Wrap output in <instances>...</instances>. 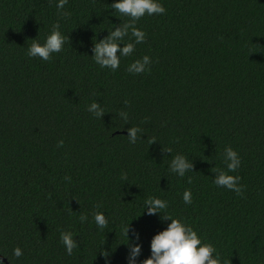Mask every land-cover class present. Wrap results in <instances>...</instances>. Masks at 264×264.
<instances>
[{"label": "trees", "instance_id": "obj_1", "mask_svg": "<svg viewBox=\"0 0 264 264\" xmlns=\"http://www.w3.org/2000/svg\"><path fill=\"white\" fill-rule=\"evenodd\" d=\"M56 2L0 0V264H105L102 251L127 264L128 223L143 261L170 222L144 214L148 197L166 200L221 264H264V0H158L166 11L135 22L145 39L115 71L94 61L93 44L129 17L113 0H68L66 17ZM57 22L63 50L29 57ZM133 41L129 31L123 43ZM145 55L148 70L129 72ZM226 147L241 161L229 173L241 194L214 183ZM178 154L193 164L184 177L169 170ZM62 232L79 245L71 255Z\"/></svg>", "mask_w": 264, "mask_h": 264}, {"label": "clouds", "instance_id": "obj_2", "mask_svg": "<svg viewBox=\"0 0 264 264\" xmlns=\"http://www.w3.org/2000/svg\"><path fill=\"white\" fill-rule=\"evenodd\" d=\"M67 3L68 0H57L56 2V8L61 16L66 17L69 15V13L63 11ZM111 8L121 15L129 17L130 22L122 26H115L111 32L108 31L107 36L96 40L93 44L91 56L101 68H109L115 71L120 65V58L130 56L135 51V45L142 43L145 39L144 31L138 29L135 26V22L146 14L149 16L163 14L166 9L158 0H113ZM129 31H131L134 41L125 44L123 41L129 35ZM66 39L69 41V37L66 38L60 31V24L58 22L54 23L43 43L36 41L35 38L33 39L27 55L48 61L53 53H59L63 50ZM150 63V58L145 55L142 59L131 63L128 71L134 74L143 73L148 70ZM88 111L98 117L104 114L98 102H92L88 107ZM120 115L127 121L126 113H120ZM142 133V130L138 127L128 128L127 136L129 142L136 143L138 135L141 137ZM62 144L63 141H60L58 146H62ZM166 151L171 153V149ZM223 163L226 165L227 170H218L215 173V185L241 194L240 177L229 174L240 167L241 161L238 153L231 147H226L223 154ZM169 170L180 177H184L187 172L193 171V164L186 156L178 154L171 159ZM182 199L185 204H191V191L185 190ZM167 208L168 202L158 197H148L143 201L142 211L144 214L149 216L159 215L161 221H170L166 227L153 234L149 242L150 255L143 261H139L142 253L139 232L130 228L129 223L124 227L123 234L127 239L126 245L128 249L127 264H221L216 249L210 244L203 243L197 232L190 226L183 223L180 219L173 218L167 212ZM79 220L84 223L87 220V216L81 215ZM93 220L99 229H107L109 226V220L103 212L97 211L94 213ZM61 242L69 255L72 254L73 249L79 246L71 232H62ZM22 254L23 252L19 247L13 250V255L16 257H20ZM101 254L105 258V264H110L108 259L110 253L102 251Z\"/></svg>", "mask_w": 264, "mask_h": 264}, {"label": "water", "instance_id": "obj_3", "mask_svg": "<svg viewBox=\"0 0 264 264\" xmlns=\"http://www.w3.org/2000/svg\"><path fill=\"white\" fill-rule=\"evenodd\" d=\"M0 260H3L4 262H6V259L2 256H0ZM6 264H8V263H6Z\"/></svg>", "mask_w": 264, "mask_h": 264}]
</instances>
